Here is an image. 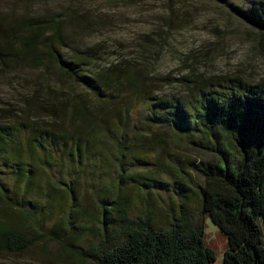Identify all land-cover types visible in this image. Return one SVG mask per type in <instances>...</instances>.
Returning a JSON list of instances; mask_svg holds the SVG:
<instances>
[{"label":"trees","instance_id":"obj_1","mask_svg":"<svg viewBox=\"0 0 264 264\" xmlns=\"http://www.w3.org/2000/svg\"><path fill=\"white\" fill-rule=\"evenodd\" d=\"M211 1L264 49V0ZM65 30L47 14L0 20V68L55 67L70 82L38 80L0 109V254L38 234L91 264H211L208 216L224 264H264V78L182 76L183 96L160 94L149 68L100 66L91 47L67 57Z\"/></svg>","mask_w":264,"mask_h":264},{"label":"rangeland","instance_id":"obj_2","mask_svg":"<svg viewBox=\"0 0 264 264\" xmlns=\"http://www.w3.org/2000/svg\"><path fill=\"white\" fill-rule=\"evenodd\" d=\"M45 14L66 19L67 57L75 48L91 47L102 58L100 66L123 62L125 68L131 63L149 68L160 94L183 96L182 76L264 78V49L258 47L256 33L211 0H0V20L6 24ZM70 15H80L86 27L77 28ZM38 80L57 89L70 84L55 67L0 68V109L18 108L20 95H28ZM194 181L202 182L197 175ZM204 224L205 244L215 252L211 264H224L227 237L208 216ZM86 237L91 239L89 233ZM34 238L24 252L0 254V264H91L80 249L70 254L38 234Z\"/></svg>","mask_w":264,"mask_h":264}]
</instances>
